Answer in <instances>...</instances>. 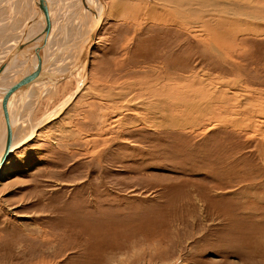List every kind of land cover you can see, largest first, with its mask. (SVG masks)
<instances>
[{
	"label": "rangeland",
	"instance_id": "rangeland-1",
	"mask_svg": "<svg viewBox=\"0 0 264 264\" xmlns=\"http://www.w3.org/2000/svg\"><path fill=\"white\" fill-rule=\"evenodd\" d=\"M18 1H0V39L26 33ZM105 1L84 85L32 87V121L50 115L1 171L0 264H264V18L225 0L220 23V7L206 3L198 16L171 17L192 23L188 35L160 21L173 8L166 0ZM65 2L48 13L58 33L62 13L75 12ZM189 63L178 77L197 73L194 86L218 108L172 137L133 132L149 106L144 86L162 78L153 67Z\"/></svg>",
	"mask_w": 264,
	"mask_h": 264
},
{
	"label": "bare ground",
	"instance_id": "bare-ground-1",
	"mask_svg": "<svg viewBox=\"0 0 264 264\" xmlns=\"http://www.w3.org/2000/svg\"><path fill=\"white\" fill-rule=\"evenodd\" d=\"M0 1H2V0H0ZM59 1H61L63 3H66L65 1L73 2L74 6L72 7V9L70 6L72 3H68L67 5H69V7H70L69 10H73L75 12L71 13V11H69L70 14L68 13V16L65 15L67 17L72 15L68 20L63 19V17H65V16H63V13H62L61 21H60L62 23L58 22V24H60L59 30L62 31L60 33H58L56 26L54 27V25H53L54 23H53V20L51 19V17L48 16V18H47V24H51L53 27V30L50 31L49 26L47 27V31H46V35H45V43L43 44V47H42V53L40 55L41 58H39V60H41V59L43 60L41 67H40V73L44 74L45 78H40L37 82H34L27 89H24L23 91L19 92L13 98V100L11 102L9 110H10V116H11V123L13 126V134L11 137V147H10L9 155L0 164V177H1V173H2L1 171L4 167V165L6 164V162L9 160L10 154L12 153L14 148L23 146V144L27 140H30V138H32L33 136H36L37 135L36 131H37L38 127L40 125H42L45 122V120L47 122V119L50 115L49 113L46 112V113H44V115H42L43 117L40 116L36 119L35 122H33L34 121V119H33L34 114L31 111H33V109L37 106V103L39 102L40 97L33 98L34 100L31 99V96L32 95L34 96L33 92L35 91V90L33 91L32 87L35 88V86H36V89H37V87L39 86L40 89L38 88L37 91L40 92L39 94H42L41 88H43V87H44L43 90H45V88H47V87H50L47 90H49V89L52 90L55 87L57 88L58 86H60V84L65 83V85H64V88H65V86H67L69 84V81L72 79L78 80L79 85L82 87L84 85L83 81L86 80V76L84 75L85 74L84 73L85 65L87 63L88 57H90L91 46L96 40L102 19H103L104 15L106 14V11L108 10V5H107L105 0H47L48 9H50V5L52 6L56 2L59 3ZM161 1H165V0H160L159 2H161ZM166 1L170 4H172L170 6L173 8H166L165 11L168 14L167 19H161L160 21H167V20L169 21V20H171V17H173V16L179 17V16L183 15L184 13H186V14H192L193 13L195 15L197 14V16H198V14L201 13L200 11L204 10V7H206L205 6L206 3H210V5L211 4L213 5L214 3H216L218 5V7H220V8L217 7L218 11H219L217 13L219 15L216 14L217 16H220L219 17L220 23L221 22L223 23V21L225 20V19L224 20L222 19L223 21L221 20V16L226 11V7L224 6L225 0H166ZM242 1H245L246 3H248L247 4L248 8L250 7V3L254 5V9H253V13H252L253 15L258 17L259 19L264 18V7L261 6V3H259L260 1H263V5H264V0H235V5L238 2H242ZM6 2H8V0H6ZM18 2L22 6L19 9V10H21L20 13L22 14L21 18L25 17V19L22 20L23 23H22L21 27H22V29L26 30V33L24 34V37H22L23 34H21V33H20L21 35L18 33L19 34V36H18L17 34L14 33L16 30H14V32L9 33L8 36L0 39V67L11 62L10 68H8L7 71L0 74V141H1V138L6 137L5 136L6 135V122H5L4 116L2 115L3 112H2V108H1L2 99L4 96L5 89L7 87H11V86L19 84L20 81H22L24 75L27 74L28 72L29 73L31 72L30 67H28L31 65L29 55H30L31 51L33 50L35 44L36 43L38 44L40 42L39 40H42V38L40 36H41V32L44 29V22H43L42 18L37 15V13L41 14V11L39 10V12H38V10L36 8V2H38V0H19ZM159 2H158L157 7L160 6ZM57 3H56V5H57ZM152 5L153 4H144L145 10L148 8L152 12L158 11V9H159V11L164 10L162 8L157 9V8H155L156 5H153V6ZM3 9L1 8V10H3ZM9 12H8L9 15L7 16V18L12 19L13 18V14L11 13V12H13L12 9H10ZM51 12L52 11H50V13ZM147 13H149V12H147ZM95 14L98 15V18H99L97 31L93 30V23L95 22V20H94ZM55 15H57V14H55ZM2 16L3 15H1V17ZM152 17H154V16H152ZM4 18H6V17H4ZM195 18H196V16H195ZM49 19H50V21H49ZM184 19L182 21L171 20L168 23L172 24L173 27H176L174 25L179 24L180 27L182 26L184 29L187 30V32L185 31L186 34H188V35L194 34L195 32H193L191 30V24L192 23L189 26L188 25L189 23L185 22ZM86 20H87V22H86ZM11 21L12 20L9 21L7 27H12ZM196 21H197V19H196ZM78 23H80V25ZM89 23L91 24V26L89 28V31H86L87 32L86 33L85 32L86 28L84 25H87ZM173 23H175V24L173 25ZM17 26H19V25H17ZM24 26H26V27H24ZM70 26H72V27H70ZM88 26H86V27H88ZM17 30H19V29H17ZM180 31L183 32V30H180ZM206 33L208 35H210L212 38L213 37L214 38H220L221 30H213L212 31V29H209L208 32H206ZM89 45H90V48H88ZM51 56H52V61H51V64H49V63H47V59H49V58L51 59ZM66 56L67 57L71 56L72 60L67 65V67L64 68V67H62L63 65H62L61 59H63ZM63 61L66 62V60H63ZM35 62H36V60H34V63ZM38 64H36V66H38ZM57 65L58 66L61 65L62 68L58 69ZM167 65H168V63H167ZM189 66H192V65H190V63H189L188 65L184 66V64H183V67L182 66H180V67L176 66L178 68H175L173 66L171 69H166V68H163L161 66L153 67L154 71L162 72V74H160L162 78L157 79V82H155L153 84H147L146 86H144V90L147 92L143 91V93H141L142 98L139 101L143 102V103H145V101L147 103L149 102V106L151 108L149 106H147V107L145 106L146 107L145 108L146 110H145V109H143V106H142V109H143L142 113L143 114L145 113L142 120H141L143 122L138 123L134 119V122L132 121V123L129 124V127H130V125H132V127H138L137 129H134L133 132L140 133L143 129H146L148 131H153L155 133H158L161 136H171L172 137L178 133L179 134L181 133V132H178L177 130H179L181 128H182V130L187 129L189 125L192 126V122L193 121L196 122L194 116L196 118L197 117L204 118V116L209 117L210 116L209 114H211V112H212L210 110H213L214 106L216 108H218L217 107L218 103H221V102H218L219 97L215 96L216 98L215 99L213 98V100H212L208 96V95H210V93H209L210 91L208 89H198V87L194 86L196 84L195 82L197 80H200V77L197 76V73L195 75V74H192L191 72H189L188 76L185 75V77L184 76H179L180 78L178 77V75H177L179 73L178 69L180 70L182 68L189 67ZM191 81H193V84L190 83ZM200 83H201V81H200ZM85 88H86V86H85ZM57 89L59 90V88H57ZM43 94H46V93L43 92ZM121 98H123V97H120V100H121ZM139 98L137 97V99H139ZM211 98H212V96H211ZM129 99H130V97H129ZM125 100H127V99H125ZM46 102H47V100H46ZM134 104H136V103H134ZM128 105H130V104H128ZM125 107H127V106H125ZM135 107H136V105H135ZM178 107H180V108H178ZM26 108L27 109L29 108V110L28 111L25 110ZM123 109H125V108H123ZM102 119H103V117H102ZM104 120H106V119L104 118ZM197 123H199V122H196V124ZM200 124L201 123H199V126H200ZM21 127H26L27 130L25 131V133L22 132L21 136H20V132H21L20 129H22ZM106 127H107V125H106ZM100 129H101V127H100ZM100 129L99 130L95 129V130H98L97 132L91 130L90 133H87V134H89L88 137L90 139L87 140L88 146H87L86 150H89L91 148V146H95V143L98 142V139L95 137L96 135H101V134L105 133L104 131H106V130H102V129L100 130ZM22 130H24V129H22ZM4 147H5V141H4V143L2 142V150L4 149Z\"/></svg>",
	"mask_w": 264,
	"mask_h": 264
},
{
	"label": "water",
	"instance_id": "water-1",
	"mask_svg": "<svg viewBox=\"0 0 264 264\" xmlns=\"http://www.w3.org/2000/svg\"><path fill=\"white\" fill-rule=\"evenodd\" d=\"M36 8L38 12L39 10L41 11V14L37 13V15L41 17L44 22V29L41 32V36H40L42 40H39L40 42L38 44L37 43L35 44L33 50L31 51L29 55L31 65L28 67H30L31 72L30 73L28 72L27 74H25L22 81H20L19 84L11 86V87H7L5 89L1 108L3 112L2 115L4 116L5 122H6V135H5L6 137L1 138V141H0V164L5 160V158L8 157L10 147H11V137L13 134V126L11 123V116H10L9 109H10V105H11L13 98L19 92L23 91L24 89H27L34 82H37L40 78H45V75L40 73V67H41L43 60L42 59L39 60V58H41L40 55L42 53L43 44L45 43V35H46L47 27H48L47 18H48L49 9H48L47 0H38V2H36ZM94 20L95 22L93 23V30L97 31L98 20H99L98 15L96 14L94 15ZM88 48H90V45L88 46ZM34 60H36L37 63L36 62L34 63ZM36 64H38V66H36ZM10 65H11V62L5 64L4 66H1L0 74L7 71L8 68H10ZM4 141H5V147L2 150V142L4 143Z\"/></svg>",
	"mask_w": 264,
	"mask_h": 264
},
{
	"label": "flooded vegetation",
	"instance_id": "flooded-vegetation-1",
	"mask_svg": "<svg viewBox=\"0 0 264 264\" xmlns=\"http://www.w3.org/2000/svg\"><path fill=\"white\" fill-rule=\"evenodd\" d=\"M166 57V56H165ZM172 57V56H171Z\"/></svg>",
	"mask_w": 264,
	"mask_h": 264
}]
</instances>
